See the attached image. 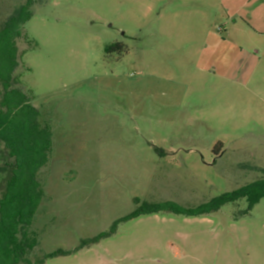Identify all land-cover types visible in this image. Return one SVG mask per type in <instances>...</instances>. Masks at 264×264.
I'll list each match as a JSON object with an SVG mask.
<instances>
[{"label":"rangeland","instance_id":"obj_1","mask_svg":"<svg viewBox=\"0 0 264 264\" xmlns=\"http://www.w3.org/2000/svg\"><path fill=\"white\" fill-rule=\"evenodd\" d=\"M26 1L0 0V21ZM32 11L16 72L55 136L31 258L264 264V199L113 229L144 203L197 208L264 176V0H36Z\"/></svg>","mask_w":264,"mask_h":264},{"label":"trees","instance_id":"obj_2","mask_svg":"<svg viewBox=\"0 0 264 264\" xmlns=\"http://www.w3.org/2000/svg\"><path fill=\"white\" fill-rule=\"evenodd\" d=\"M35 2L27 0L0 21V151L4 162L0 164V264H45L48 258L65 253L58 250L31 258L41 244L32 228L45 197L39 175L50 162L55 136L53 128L43 122L39 107L32 104L31 96L20 86L16 72L20 64L18 39L23 37V27L33 16ZM112 49L113 46L107 48ZM240 199L247 200L249 210L264 199V176L197 208H185L173 201L144 203L117 221L113 229L121 221L162 211L209 214ZM104 236L100 234L86 243H96Z\"/></svg>","mask_w":264,"mask_h":264}]
</instances>
